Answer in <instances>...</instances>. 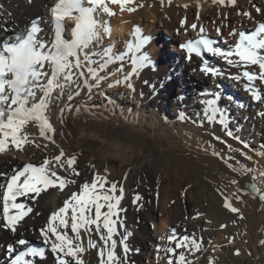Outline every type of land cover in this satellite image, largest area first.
I'll list each match as a JSON object with an SVG mask.
<instances>
[{
    "label": "bare ground",
    "instance_id": "1",
    "mask_svg": "<svg viewBox=\"0 0 264 264\" xmlns=\"http://www.w3.org/2000/svg\"><path fill=\"white\" fill-rule=\"evenodd\" d=\"M55 3L56 0H0V44L26 31L30 21L39 18L48 23ZM130 6L137 10L128 12L126 6L121 11L119 5H112L116 15L106 18L111 35L105 36L96 51L111 48V55H122L129 41L135 44L143 40L146 45L141 55L150 65L129 78L133 87L116 84L131 72L130 58L115 60L105 70L106 80L91 94L83 89L71 102L65 95L49 106V119L58 129L55 144L40 136L38 125L30 124L27 131L34 143L22 150L0 154V172L7 175L22 164H39L59 154L60 148L66 155H77L80 171L75 185L64 191L49 189L29 201L33 212L16 233L4 229L0 221V253L6 245L13 246L16 252L24 247L17 244L19 239L42 241L39 229L52 211L63 206L72 192L78 191L84 182H91L99 172L107 178L108 185L116 183L118 190L123 189L120 203L123 225L118 230L121 234L125 229L132 233L127 264H167L166 259H157L158 255L164 256L157 249L175 247L184 234L201 238L202 251L185 250L192 264H264V201L243 187L248 176L264 188V177L260 176L264 173V155L260 154L264 152V117L259 115L264 104L252 100L244 88L245 80L232 78L242 74V68L229 66L215 57L210 65L221 75L206 76L200 70V59L187 61L179 48L186 38L201 34L200 27L218 46H234L239 31L256 29L264 23V0H237L235 6L213 4L212 0H133ZM255 7L262 12L257 13ZM244 11L252 13L251 19L242 15ZM159 22L170 35L159 32ZM194 23L196 29L191 27ZM217 28L221 30L219 34ZM234 31L236 35L232 34ZM176 78H183L182 91L178 93L170 87ZM256 85L264 90L261 82ZM203 91L221 94L218 105L227 112L229 129L245 143L227 137L222 126L206 120L201 100L213 97L201 96ZM229 94L236 95L239 103L228 100ZM41 95L37 92V98ZM66 105L69 106L64 113L66 122L61 123L60 110ZM77 107L79 113L75 111ZM181 112L186 119H179ZM84 128L92 133L93 139L81 138L80 131ZM101 147H107L117 159L103 156ZM225 160L237 169L253 172L237 175L226 166ZM232 179L238 181L237 186L230 185ZM222 186H227V191L241 189L243 199L236 201V206L241 208L242 217L223 208L217 192L218 188L224 190ZM137 194L142 197L140 202L134 200ZM209 217L217 219V224L209 221ZM173 235L175 239L169 241ZM83 237L87 246V234ZM116 238L117 253L122 255L119 237ZM92 239L102 244L96 233ZM83 259L84 264H99L98 251L88 249ZM173 262L177 264L175 256ZM37 264H56L55 256L48 250L46 258L37 259Z\"/></svg>",
    "mask_w": 264,
    "mask_h": 264
},
{
    "label": "snow or ice",
    "instance_id": "2",
    "mask_svg": "<svg viewBox=\"0 0 264 264\" xmlns=\"http://www.w3.org/2000/svg\"><path fill=\"white\" fill-rule=\"evenodd\" d=\"M212 2L217 5H237V0ZM132 3L133 0H56L50 9L54 25L51 40H46L40 35L43 28L42 21L38 18L31 21L26 32L17 33L0 44V154H6L13 149L22 150L25 145L33 144L34 141L30 139L27 131L30 124L38 125L40 136L55 144L54 137L58 129L49 119V106L54 100H59L65 95L67 101L71 102L83 89L91 94L106 80L105 70L115 60L124 61L126 57L130 58L131 72L124 76L122 81L117 80L116 84L126 83L127 87H133L128 81L141 69L143 55L137 53L141 50L143 40L135 44L129 41L127 52L122 55H111V48L96 51L105 36L111 35L106 18L116 15L112 5H119L121 11L128 6V12H135L137 9L130 6ZM255 11L261 13L262 9L255 7ZM242 15L251 19L252 13L244 11ZM65 18L75 20L70 39H66L64 35ZM191 27L196 29L197 24L194 23ZM199 31L202 34L199 39L189 40L181 45V48L187 50L189 58H192L193 53L197 57L208 53L225 61L229 66L244 68L242 74L232 78L245 80L244 88L250 93L252 100L264 104V90L256 85L257 81L264 85V23H260L251 33L239 31L238 41L228 48L218 46L215 39L204 34V27H200ZM216 31L219 34L221 30L217 28ZM232 34L237 33L234 31ZM250 66H257L258 71L248 70ZM120 68L122 69L123 65ZM200 70L210 77L221 75L216 67L209 66L207 59L203 60ZM37 92L42 94L39 98ZM200 95L213 97L201 100L206 120L209 123H218L225 129L227 137L240 141V137L235 136L229 129L226 110L218 105L221 94L203 91ZM227 99L231 101L233 97L228 96ZM60 111L61 123H65L64 113L69 111V106L66 105ZM75 111L79 113L80 108H75ZM259 115L264 117V111ZM179 119H186L185 114L181 112ZM217 140L220 138L217 137ZM260 154L264 155V152ZM224 162L237 175H251L253 172L247 168L237 169L228 160ZM79 175L77 155H66L63 148L59 149V154L45 158L39 164L26 163L22 168L14 169L11 175L0 172V180L5 181L0 183L3 228L16 233L18 226L33 212L29 201L36 200L49 189L64 191L77 183L75 177ZM260 176L264 177V173H260ZM253 180H256V177H253ZM229 183L232 186L238 185L236 179ZM222 188L224 190L218 188L217 192L222 197L223 208L242 217L241 208L236 206V201L243 199L241 189L236 187L235 191H227V186ZM251 188L258 194V198L264 201V188L256 183H253ZM122 194V188L118 190L116 183L108 185L107 178L97 172L91 182H84L78 191L72 192L63 201V206L52 211L45 225L39 229V237L44 246L27 247L25 251L15 255L11 264H35L34 259L26 257L45 259L46 250H50L55 256L56 264H84L83 254L88 249L98 251L99 264H127L131 252L128 240L132 233L125 229L121 234L118 230V226L123 225L120 216L123 211L120 206ZM134 200L140 202L142 197L137 194ZM69 232L74 235H69ZM84 233L87 234V246L84 243ZM93 233L97 234L102 244L92 239ZM116 237H119L122 255L117 253ZM168 239L171 241L175 236ZM17 244L29 245V241L19 239ZM185 250L189 253L202 251L201 238L185 235L175 247L158 248L157 252H163L164 256L158 255L157 259H166L167 264H174L175 256L177 264H192L186 257ZM8 251L9 255H12L16 249L9 245Z\"/></svg>",
    "mask_w": 264,
    "mask_h": 264
},
{
    "label": "rangeland",
    "instance_id": "3",
    "mask_svg": "<svg viewBox=\"0 0 264 264\" xmlns=\"http://www.w3.org/2000/svg\"><path fill=\"white\" fill-rule=\"evenodd\" d=\"M159 32L161 33V34H166L167 33V31L164 29H162V25H161V23L159 22ZM188 30L186 29H184V32H187ZM167 35V34H166ZM170 38V37H169ZM183 80V78H181V80L179 79V78H176L174 81H172L173 83L172 84H170V87H171V89H174L175 90V92H181L182 91V87H183V85H182V83L180 84V81H182ZM214 198H216V196L214 197ZM209 221H212L214 224H217V219H215V218H211V217H209ZM148 225H150V227L152 228L153 227V225H152V223L151 224H149L148 223ZM218 230V229H217ZM217 230H215V231H217ZM218 251L216 250L215 251V253L218 255V253H217Z\"/></svg>",
    "mask_w": 264,
    "mask_h": 264
},
{
    "label": "clouds",
    "instance_id": "4",
    "mask_svg": "<svg viewBox=\"0 0 264 264\" xmlns=\"http://www.w3.org/2000/svg\"><path fill=\"white\" fill-rule=\"evenodd\" d=\"M80 136L82 139H89V138L93 139L94 138L92 133H90L89 130H87V128L81 129ZM100 151L103 156H106V157L111 156L117 159V157L114 156V154H112L107 147H101Z\"/></svg>",
    "mask_w": 264,
    "mask_h": 264
},
{
    "label": "water",
    "instance_id": "5",
    "mask_svg": "<svg viewBox=\"0 0 264 264\" xmlns=\"http://www.w3.org/2000/svg\"><path fill=\"white\" fill-rule=\"evenodd\" d=\"M253 183L254 182L250 179V177L247 176L246 179L244 180L243 187L247 191L251 192L254 196L258 197V194L254 193L253 190H252V188H251V185Z\"/></svg>",
    "mask_w": 264,
    "mask_h": 264
}]
</instances>
